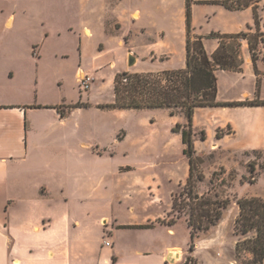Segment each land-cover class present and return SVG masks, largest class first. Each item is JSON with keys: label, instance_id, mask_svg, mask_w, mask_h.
Returning <instances> with one entry per match:
<instances>
[{"label": "rangeland", "instance_id": "obj_1", "mask_svg": "<svg viewBox=\"0 0 264 264\" xmlns=\"http://www.w3.org/2000/svg\"><path fill=\"white\" fill-rule=\"evenodd\" d=\"M91 1L98 7L95 14L88 10L87 0H0V75L9 67L14 71L13 78L5 73L4 84L0 76V97L37 100L40 104L64 99L83 110L82 114L74 115L66 127L48 128L60 142L83 140L90 146L84 150V166L90 167L93 175L83 187L92 188V194L62 200V206H76L71 219H78L82 226L76 227L75 233L82 235L90 227L87 234L101 240L115 237L123 242L132 239L153 247L174 245L173 251L178 253L173 254L178 255L174 260L181 264H243L250 253L237 254L235 245L253 232L242 235L235 231L236 201L242 197H264V105L207 106L194 110L195 174L203 173V179L196 181L195 190L199 195L227 200L228 204L217 224L194 238V250L190 252V230L186 223L189 201L186 196H180L187 178L184 176L188 158L183 154L185 145L178 136L180 132L172 130L182 126L186 129V118L181 112L171 118L169 110L162 108L112 106L114 78L123 72L118 70L124 57L123 48L113 36L123 38V35L122 31L110 30V23L104 22L112 17L113 11L103 10V1L111 5L110 10L168 8L169 14L163 16L171 19L168 26L172 30L173 50L158 57L146 56L164 59L168 55L173 60L172 65L183 60L180 67H184L187 28L180 8L185 6V0H146L144 4L143 0ZM200 7H195V23L191 18L189 33L192 39L203 36L209 53L218 44L217 38L208 37L210 34L250 32L251 35L253 32L247 28L248 24H253L248 10H231L205 19ZM259 15L260 27L264 30V6ZM8 16H13L11 25L6 23ZM102 16L103 20L96 21ZM154 23L162 21L158 19ZM230 26L233 31L214 29ZM86 27L91 28L90 35L86 34ZM246 37L241 35L238 39L242 71L247 63L250 67L243 72L217 71L218 100L264 97V81L260 78L256 87L257 78L251 71L252 64L253 69L255 65L258 73L264 74V70L258 69V64L264 61V35H259L262 41L254 53L249 51ZM101 44L104 47L101 48ZM99 54L102 57L96 59L95 55ZM144 59L126 71L156 74L162 70L159 68L170 65ZM111 60L116 61V67L109 65ZM78 67L93 77L88 88L74 76ZM57 109L60 114L68 110L60 105ZM81 121H86L82 129ZM75 122L79 126L74 129ZM207 132L209 140H205ZM76 167L81 170L80 164ZM150 174L154 176L152 190L138 183L139 178ZM61 185L75 190L81 187V181H76L70 173H63ZM174 200L176 204L172 209ZM173 220L171 224L166 222ZM71 227L75 224L71 223ZM137 264H169V260L162 261L161 254L155 252L141 257Z\"/></svg>", "mask_w": 264, "mask_h": 264}, {"label": "crops", "instance_id": "obj_2", "mask_svg": "<svg viewBox=\"0 0 264 264\" xmlns=\"http://www.w3.org/2000/svg\"><path fill=\"white\" fill-rule=\"evenodd\" d=\"M196 1L206 0H192L193 24L196 5L201 6L200 11L205 19L221 16L227 11L231 12L219 4H198ZM144 3L146 0H143ZM103 4L109 5L104 1ZM96 5L95 2L87 0V8L91 14L98 11ZM105 5L103 10L113 11L112 17L110 19L96 17V21L104 19V22L110 23V30L122 31L123 38L119 35L113 36L119 47L124 50V57L121 58L122 67L118 71L130 69L127 56L131 53L136 58L132 67L137 66L143 58L150 62L170 64L159 69L183 65V60L176 66L172 65L170 55L164 59L146 56L148 54L158 57L173 50L170 40L172 30L168 26L170 18L163 16L169 14L168 8L153 10L147 7L143 10L139 7L133 9L118 7L110 10L111 5L108 7ZM245 10L251 12L250 8ZM136 12L137 17L134 16ZM180 13L184 14L185 19V6L180 8ZM155 14L163 17H156ZM158 19L164 24H153V21ZM251 20L253 22V18ZM6 23L11 25L13 16H8ZM86 28L91 34V28ZM230 28L233 27L214 29L233 31ZM100 46L104 47L103 44ZM95 56L96 59L102 57L100 54ZM116 64L115 60L109 62L113 67H116ZM248 65L247 63L245 67L243 66V71L244 68L250 67ZM258 69L264 70V61L258 64ZM79 70L86 73L85 70L76 68L74 72L76 80ZM251 71L256 77L252 64ZM5 73L9 78L14 77L13 69L7 68V72H1L0 75L3 84L7 81ZM245 93L251 94L248 90H245ZM260 98L264 99L262 96ZM72 104V101L64 99L40 104L37 100L0 97V264H137L138 259L155 252L161 254L162 261L167 258L169 264H181L176 260H170L171 254L175 252L174 245L153 247L132 239L123 242L115 237L101 240L87 234L90 230L88 226L87 233L82 235L75 233V228L82 226L78 219H71L76 206H62V200L84 198L92 194V188L83 187L92 180L93 175L91 168L84 166L86 161L84 150H88L90 146L83 140L78 143L60 142L54 138L50 130L48 131L49 127L51 129L66 127L74 115L82 114V108L74 107ZM57 105L66 106L67 113L61 115ZM182 119L177 118V121H183ZM78 126L79 123L77 125L75 122L74 129ZM83 126H86V121L80 122L79 127L82 129ZM178 136L181 137L179 134ZM209 138L207 132L205 140ZM77 164L81 165V170L77 169ZM63 173H70L76 177V181L80 180L81 187L75 190L63 188L61 185ZM187 175L188 169L184 177ZM153 179L154 176L150 174L148 177L139 178L138 183L152 190L155 186ZM85 208L88 209V206ZM71 223L75 224V227H71ZM99 224L101 225V222Z\"/></svg>", "mask_w": 264, "mask_h": 264}, {"label": "trees", "instance_id": "obj_3", "mask_svg": "<svg viewBox=\"0 0 264 264\" xmlns=\"http://www.w3.org/2000/svg\"><path fill=\"white\" fill-rule=\"evenodd\" d=\"M262 2V5L260 4ZM192 0H185V24L187 39L185 45V66L173 69H162L156 74L151 72L123 71L115 76L113 83L114 103L112 106L133 109H168L170 115L176 112L184 114L187 125L181 129L172 128L181 134V142L185 145L183 154L188 158V175L180 192V196L188 199L189 211L186 223L190 230L189 251L194 250V238L207 231L220 220L223 209L227 207V200L217 197L199 195L196 181L203 179V173L195 174L197 156L193 145L192 117L194 110L207 106H262L263 98L253 100H218L217 71H242L240 55L241 35L246 36L249 51L254 53L264 30L260 27L259 11L264 6V0H206L196 3L219 4L228 10L251 9L253 24L247 28L251 32L235 34L213 33L208 37L217 38L218 44L212 52H208L204 45V37L199 35L192 39L190 36ZM195 3V2H194ZM257 78L256 87L264 74L258 73L254 65ZM258 94V89H255ZM76 107V105H73ZM61 115H64L61 113ZM180 126L179 123L176 124ZM204 139V138H202ZM238 214L235 218L234 229L237 233L253 235L236 242L237 254L242 251L250 253V257L243 264H264V197H242L237 201ZM176 201L172 203L174 208ZM173 221H166L173 223ZM163 222H165L163 220Z\"/></svg>", "mask_w": 264, "mask_h": 264}, {"label": "built area", "instance_id": "obj_4", "mask_svg": "<svg viewBox=\"0 0 264 264\" xmlns=\"http://www.w3.org/2000/svg\"><path fill=\"white\" fill-rule=\"evenodd\" d=\"M77 80H78L79 83H82L84 85V87L88 88L89 85H90V82L93 80V77L88 75V74H86L82 70H79L77 72ZM177 256H174L173 254H171L172 260L177 258Z\"/></svg>", "mask_w": 264, "mask_h": 264}, {"label": "water", "instance_id": "obj_5", "mask_svg": "<svg viewBox=\"0 0 264 264\" xmlns=\"http://www.w3.org/2000/svg\"><path fill=\"white\" fill-rule=\"evenodd\" d=\"M135 56L133 54H129L128 56V64L130 66H132L135 63ZM170 260H172L171 256H170Z\"/></svg>", "mask_w": 264, "mask_h": 264}, {"label": "bare ground", "instance_id": "obj_6", "mask_svg": "<svg viewBox=\"0 0 264 264\" xmlns=\"http://www.w3.org/2000/svg\"><path fill=\"white\" fill-rule=\"evenodd\" d=\"M137 15H138V13L136 12L135 16H137ZM85 32H86L87 35H90V30H88L87 28H86ZM172 254H178V253L177 252H173Z\"/></svg>", "mask_w": 264, "mask_h": 264}]
</instances>
